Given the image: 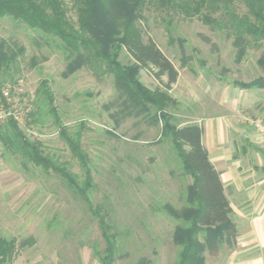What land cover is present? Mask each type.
<instances>
[{"label": "rangeland", "instance_id": "374dc122", "mask_svg": "<svg viewBox=\"0 0 264 264\" xmlns=\"http://www.w3.org/2000/svg\"><path fill=\"white\" fill-rule=\"evenodd\" d=\"M64 3L68 18L77 24L73 0ZM159 4L149 0L140 26L145 41L154 40L173 62L175 81L170 83L168 74L157 79L156 69L148 65L139 72L141 82L150 89H168L178 101L170 110L180 126L222 116L235 132L233 153L246 165L247 155H241V147L251 127L249 120L264 125V93L247 95L234 82L262 75L257 64L262 49L251 48L242 54L226 31L212 29L199 16L186 17ZM236 8L246 11L241 2H236ZM0 38L17 54L1 87L11 84L16 89L14 97L31 101L33 113L37 111V89L47 80L64 127L73 132L85 123L82 145L95 183L91 199L104 206L119 233L115 264H137L141 259L150 264H175L180 248L172 234L177 221L163 206L171 203L179 208L184 203L180 196L192 178L182 174L171 141L158 142L161 124L145 115L120 116L117 125V115H113L121 108L113 78L97 79L85 68L65 77L67 59L58 39L9 16L0 18ZM121 60L132 62L126 52ZM30 113L19 125L28 139L82 180V168L61 136V126L50 114L41 112L31 118ZM0 237L16 239V254L8 264H100L93 244L104 249L97 219L63 178L6 148L1 138ZM30 238L34 244L27 242ZM223 249L227 252L229 247ZM212 255L206 253L208 264Z\"/></svg>", "mask_w": 264, "mask_h": 264}, {"label": "trees", "instance_id": "16d2710c", "mask_svg": "<svg viewBox=\"0 0 264 264\" xmlns=\"http://www.w3.org/2000/svg\"><path fill=\"white\" fill-rule=\"evenodd\" d=\"M158 1L164 9L180 11L186 17L199 16L212 29L226 31L234 37V44L239 46L242 54L251 48L262 49L257 59L262 75L234 84L242 89H264V0ZM236 2H241L246 11L239 12ZM148 3L149 0H73L77 11V24H74L67 16L64 0H0V18L12 17L58 39L67 59L65 77L83 68L97 79L112 77L121 108L120 113L113 115L114 118L117 115V125L120 116L138 118L145 115H151L156 124H161L158 142L162 139L171 141L182 174L192 178L180 196L184 203L179 208L171 203L163 206L166 214L177 221L172 234L173 243L180 248L175 264H206L207 252L217 254L225 246L234 248L237 228L231 218V206L220 174L204 147L202 127L196 123L180 126L170 110L178 106V101L168 89H150L139 78L140 70L148 65L156 69L157 79L168 74L173 83L176 76L173 62L154 40L144 39L140 21ZM123 52L130 56L131 63L122 62ZM16 58L17 54L0 38V89ZM35 104L37 111L32 113V110L30 117L35 118L41 112L50 114L61 126V136L82 168V180L67 166L44 155L16 121L9 120L1 127L0 138L6 148L18 151L36 166L57 172L67 187L88 205L104 241L103 250H99L97 243L93 244V254L100 264H115L119 233L109 222L104 206L95 205L91 199L95 183L89 156L82 145L85 123L73 132L64 127L47 80L40 83ZM27 242L34 244L33 238ZM16 249V239L0 237V264L11 262ZM137 264L150 263L141 259Z\"/></svg>", "mask_w": 264, "mask_h": 264}, {"label": "crops", "instance_id": "0c3cea01", "mask_svg": "<svg viewBox=\"0 0 264 264\" xmlns=\"http://www.w3.org/2000/svg\"><path fill=\"white\" fill-rule=\"evenodd\" d=\"M240 89L247 90V95L264 93V89ZM249 121L247 140L241 147L246 165L233 153L235 132L222 116L190 122L202 127L204 147L220 174L237 228L234 248L212 255L211 264H264V129Z\"/></svg>", "mask_w": 264, "mask_h": 264}, {"label": "built area", "instance_id": "2783aa9c", "mask_svg": "<svg viewBox=\"0 0 264 264\" xmlns=\"http://www.w3.org/2000/svg\"><path fill=\"white\" fill-rule=\"evenodd\" d=\"M15 93L16 89L11 84H6L0 89V124L13 120L20 125L32 111L31 101L27 102L23 98L14 97ZM256 126L264 129L261 122H258Z\"/></svg>", "mask_w": 264, "mask_h": 264}]
</instances>
